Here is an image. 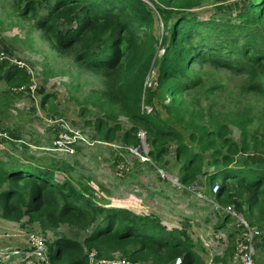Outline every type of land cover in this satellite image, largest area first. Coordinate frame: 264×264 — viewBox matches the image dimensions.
I'll return each mask as SVG.
<instances>
[{
	"label": "rangeland",
	"instance_id": "1",
	"mask_svg": "<svg viewBox=\"0 0 264 264\" xmlns=\"http://www.w3.org/2000/svg\"><path fill=\"white\" fill-rule=\"evenodd\" d=\"M140 1L154 23L142 51L124 61L121 87L133 94L127 108L104 96V73L81 65L76 53L52 46L37 27L36 15H25L16 0H0V160L15 166L31 157L44 163L65 161L106 207L157 217L168 229L187 226L205 264H241L235 254L243 218L260 232L254 252L258 264H264V206L254 213L247 206L241 211L213 193L221 188L220 172L228 166L264 174V96L249 90L254 77L203 63L187 74L198 82L190 91L173 96L159 85V59L169 35L165 18L198 19L201 31L212 27L208 22L225 29V24L243 25L245 9L264 0ZM254 24L249 30L264 44V26ZM62 27L69 29L66 23ZM10 67L27 76L19 73L8 80ZM148 90L151 105L146 103ZM138 115L149 116L155 127L136 119ZM156 128L174 136L159 138ZM70 130L82 140L72 155L54 146ZM188 155L198 157L202 172L186 185L180 178ZM55 177L62 182L66 175L57 172ZM93 230L76 232L67 225L44 230L28 217L19 222L0 218V264H66L51 258L55 241L69 237L82 242ZM34 237L43 238L51 254L44 261L25 259L34 250ZM113 258L125 257L116 253Z\"/></svg>",
	"mask_w": 264,
	"mask_h": 264
},
{
	"label": "trees",
	"instance_id": "2",
	"mask_svg": "<svg viewBox=\"0 0 264 264\" xmlns=\"http://www.w3.org/2000/svg\"><path fill=\"white\" fill-rule=\"evenodd\" d=\"M16 3L23 7L25 15L37 16V27L58 52H74L81 65L104 73V96L128 108L133 94L124 92L120 78L124 61L135 50L142 51L145 34L149 37L148 31L153 26L154 16L145 4L140 0H16ZM241 18L243 25L225 24L222 29L223 24L208 22L206 25L212 27L203 31L198 19L183 16L170 22L165 18L169 35L164 55L159 59L161 88L173 96L190 91L198 82L188 79L187 74L194 65L210 63L253 76L249 90L264 96V44H259L260 35L249 30L254 23L264 26V1L246 8ZM64 23L69 29L62 27ZM8 72V80L19 73L27 76L18 67H10ZM146 103H152L150 90ZM136 119L155 127L149 116L138 115ZM153 133L159 138L174 136L170 130L159 128ZM163 153L159 150L161 156ZM57 172L66 175L64 181H56ZM200 172L198 157L188 155L181 169L182 184L193 183ZM220 176L222 185L217 197L222 203L234 202L241 211L247 206L252 213L264 206V174L228 166ZM234 186L237 191L231 189ZM105 205L95 189L80 180L65 161L50 159L44 163L31 157L26 164L15 166L0 160V218L19 222L28 217L44 230L57 231L63 225L76 232L94 229L82 242L69 237L57 239L51 248L55 263L89 264L86 251L95 250L99 258L112 259L120 253L134 263L172 264L182 258L183 264H205L188 236L187 226L182 230L168 229L157 217Z\"/></svg>",
	"mask_w": 264,
	"mask_h": 264
},
{
	"label": "built area",
	"instance_id": "3",
	"mask_svg": "<svg viewBox=\"0 0 264 264\" xmlns=\"http://www.w3.org/2000/svg\"><path fill=\"white\" fill-rule=\"evenodd\" d=\"M3 56L4 54H1L0 60H3ZM77 134L78 133H75L73 130L61 134L60 136H58V139L54 142V146L58 148V150L66 154H75L78 145H80L82 142L81 138L77 136ZM219 188V185L214 188L213 193L215 196H217ZM228 215L233 216L234 219L238 217L236 213H229ZM237 228L240 229V236L238 238V247L237 252L235 254L236 260L240 261L241 264H258L255 258L254 246L255 241L260 236V232L257 228L252 226V223L250 221H247L243 218L240 220V223H238ZM32 242L34 245V250L33 252L25 254V259L34 257L37 260L44 261L46 260V258H48L49 255H51L48 251V248L44 244L43 238L34 237L32 238ZM207 242L208 241L204 240L205 244H207ZM88 252L90 253L91 262L93 264H156L153 262L134 263L127 260L126 258L103 259L98 258V253L95 250H91ZM18 254V252H15V255ZM90 256L88 254L89 264L91 263L89 258ZM172 264H183V259L177 258Z\"/></svg>",
	"mask_w": 264,
	"mask_h": 264
},
{
	"label": "crops",
	"instance_id": "4",
	"mask_svg": "<svg viewBox=\"0 0 264 264\" xmlns=\"http://www.w3.org/2000/svg\"><path fill=\"white\" fill-rule=\"evenodd\" d=\"M198 235H200V234H198Z\"/></svg>",
	"mask_w": 264,
	"mask_h": 264
}]
</instances>
